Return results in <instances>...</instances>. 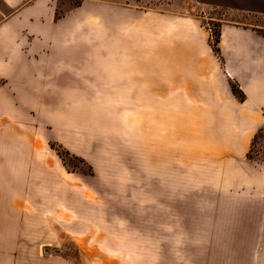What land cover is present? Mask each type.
<instances>
[{
  "label": "rangeland",
  "instance_id": "1",
  "mask_svg": "<svg viewBox=\"0 0 264 264\" xmlns=\"http://www.w3.org/2000/svg\"><path fill=\"white\" fill-rule=\"evenodd\" d=\"M72 7L78 59L0 69V264H264V122L214 51L222 25L264 17Z\"/></svg>",
  "mask_w": 264,
  "mask_h": 264
},
{
  "label": "crops",
  "instance_id": "2",
  "mask_svg": "<svg viewBox=\"0 0 264 264\" xmlns=\"http://www.w3.org/2000/svg\"><path fill=\"white\" fill-rule=\"evenodd\" d=\"M63 1L66 3L63 5ZM73 0H0V69L23 58L39 56L46 60L78 59L79 13ZM231 12L264 17V0H196ZM67 7V9H65ZM75 28V29H74ZM71 39V40H70ZM69 45L72 46L71 51ZM218 60L229 91L242 95L240 107L254 123L264 122V28L260 25H222L219 30ZM75 51V52H74ZM31 56V57H30ZM2 229L5 230V228ZM12 236L16 224L11 226Z\"/></svg>",
  "mask_w": 264,
  "mask_h": 264
},
{
  "label": "trees",
  "instance_id": "3",
  "mask_svg": "<svg viewBox=\"0 0 264 264\" xmlns=\"http://www.w3.org/2000/svg\"><path fill=\"white\" fill-rule=\"evenodd\" d=\"M217 42H218V39H217ZM214 51L218 54V49H217V47L214 48ZM232 91H233V94L237 97V99H238L239 101H242L243 97H242V95L239 93V91H238L235 87H233Z\"/></svg>",
  "mask_w": 264,
  "mask_h": 264
}]
</instances>
